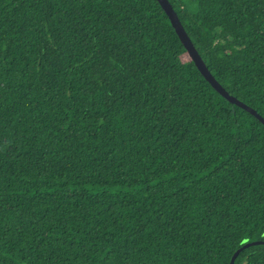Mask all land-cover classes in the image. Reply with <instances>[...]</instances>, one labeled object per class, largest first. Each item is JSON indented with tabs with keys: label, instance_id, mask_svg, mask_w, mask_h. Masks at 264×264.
<instances>
[{
	"label": "trees",
	"instance_id": "16d2710c",
	"mask_svg": "<svg viewBox=\"0 0 264 264\" xmlns=\"http://www.w3.org/2000/svg\"><path fill=\"white\" fill-rule=\"evenodd\" d=\"M169 1L264 118V0ZM245 240L264 125L158 0H0V264H230Z\"/></svg>",
	"mask_w": 264,
	"mask_h": 264
},
{
	"label": "water",
	"instance_id": "95a60500",
	"mask_svg": "<svg viewBox=\"0 0 264 264\" xmlns=\"http://www.w3.org/2000/svg\"><path fill=\"white\" fill-rule=\"evenodd\" d=\"M166 14L168 15L171 24L173 28L175 29L177 35L179 36L181 42L185 46L186 50L188 51L191 59L195 63L198 70L201 72V74L205 77V79L212 85V87L220 94L222 97H224L226 100H228L230 103L237 105L238 107L248 111L252 115H254L256 118H258L264 125V118L253 108L249 107L245 103L238 100L236 97L232 96L213 76L209 68L207 67L206 63L204 62L203 58L199 54V51L193 44L190 36L188 35L184 25L182 24L178 13L175 11L174 7L170 3L169 0H158ZM243 246L238 249L235 254L232 257L230 264H235L236 260L238 259L239 255L246 249L253 247V246H260L264 245V241H254V242H248L245 240L243 242Z\"/></svg>",
	"mask_w": 264,
	"mask_h": 264
}]
</instances>
